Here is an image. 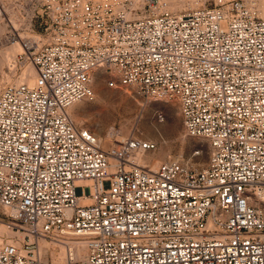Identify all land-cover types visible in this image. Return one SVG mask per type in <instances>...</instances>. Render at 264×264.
<instances>
[{"label":"built area","instance_id":"2783aa9c","mask_svg":"<svg viewBox=\"0 0 264 264\" xmlns=\"http://www.w3.org/2000/svg\"><path fill=\"white\" fill-rule=\"evenodd\" d=\"M29 30L34 80L0 89V264H264V17L252 1L44 0ZM98 68L109 86L175 98L206 164H140L132 154L155 145L133 136L103 149L69 114L93 98ZM73 237L85 253L37 254L40 238Z\"/></svg>","mask_w":264,"mask_h":264},{"label":"rangeland","instance_id":"374dc122","mask_svg":"<svg viewBox=\"0 0 264 264\" xmlns=\"http://www.w3.org/2000/svg\"><path fill=\"white\" fill-rule=\"evenodd\" d=\"M43 1L0 0V89L5 84L17 83L25 69L33 68L23 57V51L14 54L15 57H11V60L5 59L3 55L11 47L12 41L20 42L26 37H37L38 27L36 26V31L29 30V19ZM250 1L258 7L260 15L264 17V0ZM39 22L40 20H37L36 25ZM108 75L104 68H98L92 73L94 96L91 99H82L77 107L80 121L72 116L77 124L88 127L101 138L103 149L109 150L120 139L133 136L154 143V147L132 154H148L155 157L156 162L147 163L150 167H156L160 162L171 159L180 160L190 167L206 164L208 144L199 137L187 134L175 98L147 96L129 85L109 86ZM112 130L114 133L108 138V133ZM104 140L110 143L103 146ZM195 149H200V152L194 153ZM107 185L105 182V186ZM257 204L260 206L261 202ZM41 241L45 260L52 261L57 257H53L52 252L57 253L61 249L65 259V250L59 241L40 238L38 243Z\"/></svg>","mask_w":264,"mask_h":264},{"label":"bare ground","instance_id":"6f19581e","mask_svg":"<svg viewBox=\"0 0 264 264\" xmlns=\"http://www.w3.org/2000/svg\"><path fill=\"white\" fill-rule=\"evenodd\" d=\"M21 49H22V46H21L20 42H18V41H12L11 47L8 49V51L3 56L5 57V59H10L13 56L15 57V55H16L17 52L22 51ZM34 77H35V70H34V68H27V69H25L23 71V73L20 76V79L18 80V82L25 81V82H28V83H32L33 80H34ZM81 102H82V100L74 103L69 108V114L71 116L75 117L78 121H80V117H79V115L77 113V107L81 104ZM113 133H114L113 130L110 131L108 133V138ZM99 140L101 142V138H99ZM107 143H110V141L104 140L103 141V146H105ZM138 151L142 152V150H138ZM138 151H136V152H138ZM111 159L112 158H110V160ZM132 160L135 161V162H138L140 164H147V163L149 164V163L156 162V158L155 157H151L148 154H134V156H132ZM110 162H111V164L113 163L112 160ZM259 201H262V198H259V200H257L256 203L259 202ZM1 230H4V227H2ZM19 237L22 238L21 236H19ZM42 242L43 241L39 242V246H38V250H37V254L41 258H43L44 255H45L44 248L43 247L41 248ZM59 243H60L61 247H63L64 250H65V254H66L65 259L68 258V256H69L68 246L71 248V254H72V256H77V255H79L81 253H85V251H86V243L84 242L83 239H77V238H74L73 237V238H68L66 240L59 241ZM52 251H54V250H52ZM52 254H53V257L57 256V257H55V258L52 259V262H62V261L65 260L64 257H63L64 252L62 251V249L59 252L57 251V253L56 252H52Z\"/></svg>","mask_w":264,"mask_h":264}]
</instances>
